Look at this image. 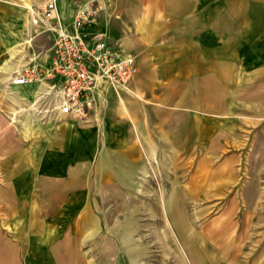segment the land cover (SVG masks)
Instances as JSON below:
<instances>
[{
    "label": "crops",
    "instance_id": "0c3cea01",
    "mask_svg": "<svg viewBox=\"0 0 264 264\" xmlns=\"http://www.w3.org/2000/svg\"><path fill=\"white\" fill-rule=\"evenodd\" d=\"M91 1L137 72L82 121L36 112L42 86L12 84L43 53L14 62L44 32L32 20L40 0H0V264H170L186 253L240 264L235 246L252 239L255 216L264 264V0H59L60 11ZM216 159L231 162L224 173L169 179L185 160ZM168 190L232 194L200 225ZM201 235L211 250H189Z\"/></svg>",
    "mask_w": 264,
    "mask_h": 264
},
{
    "label": "built area",
    "instance_id": "2783aa9c",
    "mask_svg": "<svg viewBox=\"0 0 264 264\" xmlns=\"http://www.w3.org/2000/svg\"><path fill=\"white\" fill-rule=\"evenodd\" d=\"M100 9L93 1L78 2L69 18L59 0H40L32 9L33 22L51 31L54 43L10 79L14 85L42 86L33 102L36 112L88 121L103 107L108 89L127 87L137 72L136 56L99 27Z\"/></svg>",
    "mask_w": 264,
    "mask_h": 264
},
{
    "label": "rangeland",
    "instance_id": "374dc122",
    "mask_svg": "<svg viewBox=\"0 0 264 264\" xmlns=\"http://www.w3.org/2000/svg\"><path fill=\"white\" fill-rule=\"evenodd\" d=\"M54 43V36L51 31H44L41 32L34 40H31L30 43H27L28 46L25 44L23 46H20V53L16 55V58L14 59L16 63H21V61H17L18 59H21L23 56L27 58L28 54L34 53V52H39L42 51L43 53H47L51 45ZM23 61V60H22ZM20 69V68H18ZM12 75L17 74V69L14 71H11ZM3 70L0 71V76H5L3 74ZM2 78V77H1ZM0 78V82H1ZM3 98V97H2ZM13 102L11 107L12 111V118L14 120L17 119L16 113H17V108L15 105L19 104V99L16 97V95L12 96ZM10 106V105H9ZM234 162V161H233ZM184 163V170L181 171L179 170V176H170L169 179L172 181V183H182L186 186H191L194 183V175H201V181L205 179V175L211 170L217 169V173H224L225 168L229 166L231 163L230 161L227 162L224 159H216V160H185L183 161ZM256 164L257 162L255 160H250V173L255 174L256 173ZM229 168V167H228ZM198 179V178H197ZM168 181L169 183V188L171 187V182ZM231 192H223V191H218L216 193H206V192H199V193H194L190 191H172L168 190L164 192V195L166 196L167 199L169 200H174V199H182L185 201L186 207L183 208L186 217V220L190 219L189 217L194 211L198 212V216H200V221L197 219L196 222H201L200 225L204 223V221H207L210 219V217L214 216H220L223 215L224 212L226 211V208L224 207V202L228 199L231 198ZM238 197H239V192H238ZM193 200H216V205L214 206H207L208 204H200L198 202H195ZM197 205H202L200 208L196 207ZM240 209H238V212ZM257 212V209H254V212ZM255 212V213H256ZM256 215V214H255ZM239 218V217H238ZM185 220V221H186ZM220 223H218L219 225ZM253 230L252 234V239L249 241H243V244L241 245L240 242L238 241V246L237 247V252L239 254H242L240 264H257V257L260 252H262V244L260 246L258 245L257 241V221H256V216L254 218V224L250 225ZM203 235V234H202ZM201 235V236H202ZM223 241H217V244L221 243ZM186 247L190 250L191 248L193 249L194 245L200 246L201 248L205 249L206 251L211 250L210 249V241L205 239L203 236L202 238L198 240H186L185 241ZM212 245V244H211ZM172 245L170 244L169 251H170V258L172 259V251H171ZM214 250V249H213ZM178 262H174V260H170V264H193L191 260L188 258L187 253L185 258L183 259L182 257H178Z\"/></svg>",
    "mask_w": 264,
    "mask_h": 264
}]
</instances>
